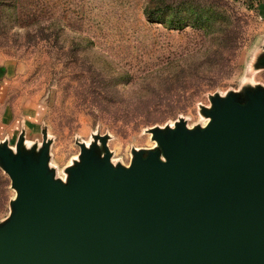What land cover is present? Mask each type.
Returning a JSON list of instances; mask_svg holds the SVG:
<instances>
[{
    "label": "rangeland",
    "instance_id": "obj_1",
    "mask_svg": "<svg viewBox=\"0 0 264 264\" xmlns=\"http://www.w3.org/2000/svg\"><path fill=\"white\" fill-rule=\"evenodd\" d=\"M161 1L0 0V66L25 112L0 143L46 137L50 167L66 181L81 143L129 165L134 149L157 146L152 129L204 126L214 97L264 87V0H219L224 16L200 24L193 13L217 0L149 19ZM15 195L0 163V223Z\"/></svg>",
    "mask_w": 264,
    "mask_h": 264
},
{
    "label": "water",
    "instance_id": "obj_2",
    "mask_svg": "<svg viewBox=\"0 0 264 264\" xmlns=\"http://www.w3.org/2000/svg\"><path fill=\"white\" fill-rule=\"evenodd\" d=\"M212 102L204 126L152 129L129 165L81 143L66 181L46 137L1 142L16 195L0 264H264V87Z\"/></svg>",
    "mask_w": 264,
    "mask_h": 264
},
{
    "label": "crops",
    "instance_id": "obj_3",
    "mask_svg": "<svg viewBox=\"0 0 264 264\" xmlns=\"http://www.w3.org/2000/svg\"><path fill=\"white\" fill-rule=\"evenodd\" d=\"M10 77V67L7 69L0 66V138L3 137L6 129H9L11 134L17 133L20 117L25 115L24 111L17 109V106L11 102L15 83ZM27 110L25 108V111ZM31 120L32 122L35 121L34 119Z\"/></svg>",
    "mask_w": 264,
    "mask_h": 264
},
{
    "label": "trees",
    "instance_id": "obj_4",
    "mask_svg": "<svg viewBox=\"0 0 264 264\" xmlns=\"http://www.w3.org/2000/svg\"><path fill=\"white\" fill-rule=\"evenodd\" d=\"M219 0L215 1V3H212L207 8V14L203 12V14L199 15V12L196 11L193 13L194 17L191 21L193 24H200L201 20L204 18V15H207L209 18H220L223 17V13L217 12L219 4ZM199 3L195 2L194 0H181L180 2H170L168 0H162L157 7L150 9L149 7L146 8L145 13L147 14L148 18L150 19L154 14H166V15H173L181 12V9H188L189 11L193 10L195 11L198 7ZM184 6V7H183ZM153 18V17H152ZM178 18V17H177ZM202 18V19H201ZM182 20V21H181ZM181 25L182 23L186 22L184 19L179 20Z\"/></svg>",
    "mask_w": 264,
    "mask_h": 264
},
{
    "label": "bare ground",
    "instance_id": "obj_5",
    "mask_svg": "<svg viewBox=\"0 0 264 264\" xmlns=\"http://www.w3.org/2000/svg\"><path fill=\"white\" fill-rule=\"evenodd\" d=\"M157 143V142H156ZM65 181V180H64Z\"/></svg>",
    "mask_w": 264,
    "mask_h": 264
}]
</instances>
